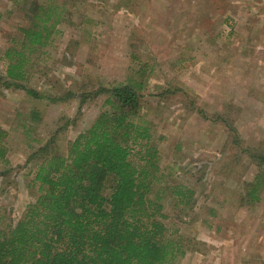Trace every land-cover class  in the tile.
I'll list each match as a JSON object with an SVG mask.
<instances>
[{
  "label": "rangeland",
  "instance_id": "rangeland-1",
  "mask_svg": "<svg viewBox=\"0 0 264 264\" xmlns=\"http://www.w3.org/2000/svg\"><path fill=\"white\" fill-rule=\"evenodd\" d=\"M12 3L0 0V74L23 25ZM68 10L70 22L29 72L38 97L0 87L10 168L0 176L2 220L34 200L28 155L50 137L65 153L106 109L93 91L131 80L142 86L162 188L195 191L191 208L163 193L167 222L188 244L174 264H264V186L260 200L246 196L264 171L249 158L264 153V0H83Z\"/></svg>",
  "mask_w": 264,
  "mask_h": 264
},
{
  "label": "trees",
  "instance_id": "trees-1",
  "mask_svg": "<svg viewBox=\"0 0 264 264\" xmlns=\"http://www.w3.org/2000/svg\"><path fill=\"white\" fill-rule=\"evenodd\" d=\"M82 1L13 0L23 25L3 52L1 88L38 97L26 87L32 65L61 33L58 27L70 22L68 7ZM141 88L131 80L98 88L92 96H103L106 109L65 153L53 150L50 137L28 155V185L36 195L17 218L0 217V264H174L185 254L188 244L167 222L163 193L170 191L175 207L191 208L195 191L181 184L162 188L150 125L140 114ZM5 137L0 129V176L10 170ZM249 158L260 169L264 153L257 149ZM263 186L264 171H258L246 187L249 201L260 200Z\"/></svg>",
  "mask_w": 264,
  "mask_h": 264
}]
</instances>
